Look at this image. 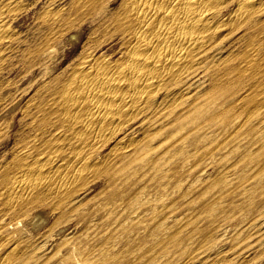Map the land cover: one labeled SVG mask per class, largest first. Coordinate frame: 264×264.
I'll return each mask as SVG.
<instances>
[{
  "label": "bare ground",
  "instance_id": "bare-ground-1",
  "mask_svg": "<svg viewBox=\"0 0 264 264\" xmlns=\"http://www.w3.org/2000/svg\"><path fill=\"white\" fill-rule=\"evenodd\" d=\"M20 1L0 0V63L21 42V37L11 28L16 17L10 10L13 7L21 8L22 6L16 7L21 5L18 4ZM114 3H117L116 7L111 8ZM48 8L50 9L37 14L39 31L35 39L33 37V44L21 49V60L23 58L31 65L26 64L27 68L39 61L46 68L57 41L69 35L70 39H79L85 25H90L91 29L78 56L68 64L70 66L66 76L62 79L45 80L36 88L26 106L21 108L32 133L15 148L12 161L0 168V213L4 212L12 217L21 216L30 208L44 203L52 210L63 204L66 210H75L76 200L72 199V195L83 185L102 175L108 180H122L133 176L134 171L140 170L145 175L150 171L162 172L163 168L157 165L158 160L153 162L150 159L151 148H147L148 141L142 138L144 135L139 137L135 134L129 138L122 136L116 141V146L108 148L103 155L101 151L108 140L119 137L124 128L128 129L139 118L142 117L140 124L155 122L160 114L151 113L152 104L165 97L176 104L175 108L183 105L174 114L173 121L178 122L177 126L167 136L172 137L168 144L173 149L169 158L184 154L187 138L183 137L184 134L177 136L178 128H188V135L191 136L201 135L200 131L202 135L207 134L210 129H197L195 126L198 117L209 116L207 113L213 103L208 97L201 104L198 102L197 91L191 89L192 79L200 69L212 68L215 72L219 71L216 69L218 65L211 60L215 49L227 35L222 34L226 27L241 33L244 46L238 56V65H226L224 78L214 83L211 93H232L233 84L227 76L240 77L246 73L250 76V86L253 88L245 99V107L249 108V112L242 121L238 118L231 119L232 127L233 124L236 126L227 137H238L241 135L240 128L244 126L252 128L250 126L254 123V117L264 108V0H72L67 6ZM109 44H112L109 46L110 51H102ZM6 85L0 86V111L6 106L7 97L11 99V103L18 104L16 96L4 95ZM166 109L167 105L162 113ZM169 112L174 113L173 109ZM223 112L226 114V111ZM2 114L0 113V117H3ZM6 132V127L0 122V141L5 138ZM157 133L158 130L155 129L145 137H153ZM253 135L261 150L251 156H244L248 162L252 161L250 159L259 160L264 157V135L257 133V130ZM212 142L214 141H209ZM165 143L168 142L159 144V147H164ZM203 147L207 151L211 150L208 145ZM221 149L222 146L218 143L213 146L212 151ZM257 165L249 166V171L255 170ZM252 178L253 185L264 183V160L259 165L257 175ZM252 178L241 181L237 177L238 184L233 192H248L251 187L249 179ZM219 183L223 185V192V187L227 185L226 178L220 179ZM220 194L222 195L219 192L218 195ZM214 195L212 200H217L218 196ZM136 198L134 199L137 200ZM248 206L250 208L251 204L248 203ZM258 208L257 214L240 226L237 240L233 248L230 247L229 255L240 264H264V219L259 217L262 211ZM40 212L33 217L41 219L44 211ZM3 217L4 214L0 223ZM3 222L0 224V250L10 243L7 232L10 226L6 227ZM191 223L186 219L179 227L181 229ZM11 226L15 228L16 222L11 223ZM181 230L170 234L171 242H175L176 235ZM19 252L17 244L12 247L8 245L3 252L0 251V264L10 262L14 257L13 262H18ZM225 254L229 257L226 261L232 259L228 253ZM76 262L83 264L79 259Z\"/></svg>",
  "mask_w": 264,
  "mask_h": 264
},
{
  "label": "rangeland",
  "instance_id": "rangeland-1",
  "mask_svg": "<svg viewBox=\"0 0 264 264\" xmlns=\"http://www.w3.org/2000/svg\"><path fill=\"white\" fill-rule=\"evenodd\" d=\"M53 1L54 3H50L52 0H21L18 2L21 5L16 6H22L21 8L10 9L16 17L12 21L11 28L14 29L15 34L19 35V38L21 37V42L15 45L16 48L11 55L6 57L4 62L2 61L3 63H0L2 67L0 86L9 84L5 86L4 95L16 96L18 104L11 103V99L7 97V104L0 111L1 114L3 112L0 122L7 131L4 140L0 141V168L12 161L15 148L32 133L30 126L26 124L27 119L22 115L21 108L26 106L29 98L35 94L36 88L45 80L62 79L66 76L70 66L68 64L78 56L81 45L91 29L90 25L83 26L80 38H71L74 40L73 44H70L72 41L70 35L57 41L53 56L47 63V69L40 61L27 68L31 65L23 58L21 60L20 55L23 54V49L34 42L35 35L39 31L38 15L40 12L49 10L50 6L57 9L72 2V0ZM28 3H32V5ZM116 5L117 3H114L111 8H115ZM222 32L227 35L215 49V55L211 60L218 65L216 69L219 71L215 72L212 68L200 69L192 79L191 86V89L194 88L197 91L199 103L203 102L206 97L213 103L207 113L209 116L198 117L195 122L197 129L207 130L206 128L210 127L209 133L202 135V131H200L201 135L191 136L188 135V128L185 127L181 130L178 128L177 136L180 137L184 134L183 137L187 138L186 152L169 158L171 155L169 153L173 149L168 144L172 141V137L167 136L175 129V125L177 126L178 122L173 121L174 114L179 112L183 105L175 108L176 104H173L167 97L154 102L151 113L160 114L156 121L140 124L142 117L139 118L128 129L124 128V132L119 137L108 140L101 155L108 148L116 146V141L122 136L129 138L135 134L139 137L144 135L142 138L148 141L147 148H151L150 159L153 162L158 160L157 165L163 168L162 172L150 171L145 175L139 170L134 171L133 176L122 180H108L102 175L89 181L72 195V199L76 200V209L71 211L66 210L64 204L52 210L49 205L44 203L30 208L26 214L21 216L12 217V215L1 212L0 218L4 214L3 224L6 227L10 226L7 228L8 236H10L8 245L12 247L17 244L20 247L18 262H13L14 257L10 262L3 264H79L76 262L77 259L81 260L83 264H240L236 258L229 255L230 247L233 248V244L237 240L236 235L240 231V226L257 214L256 208L258 207L262 211L259 217L264 219V183L253 185L252 178L257 175L259 165L264 157L259 160L250 159L252 161L249 162L244 157L256 154L261 150L253 134L257 130V133L264 135V108L254 117V123L250 126L255 128L254 130L244 126L240 128L241 135L238 137H227L236 126L233 124L232 127L231 119L238 118L239 121H242L249 112V108L245 107V99L248 94L252 93L253 88L250 86L251 81L248 73L240 77L227 76L231 78L233 92L230 94L216 92L212 95L211 88L218 79L224 78L226 65H238V56L244 46V41L240 37L241 33L237 30L231 31L230 27H226ZM110 45L112 44L106 46L102 51L109 52ZM23 46L25 47L23 48ZM16 60L22 61L24 64L16 62ZM14 61L17 64H14ZM9 71L10 73H8ZM166 105L167 109L162 113V109ZM7 107L10 109H6ZM171 109L174 113L169 112ZM223 111H226V114ZM135 126L136 128H134ZM155 129L158 130L156 136L153 134L151 135L153 137H145ZM166 141L168 143H165L164 147H159V144ZM209 141L215 143H209ZM218 143L221 144L222 149L213 152V146ZM207 145L211 150L204 149L203 146ZM255 164H258L257 168L249 171L248 167ZM223 177L226 178L227 185L221 192L223 185L219 183V180ZM237 177L241 181L252 178L249 179L251 187L248 192H233L234 187L238 184ZM219 192L222 195H218ZM212 195L218 196V199L212 200ZM135 197L138 199L135 200ZM248 203L251 204L250 208ZM153 209L155 210L153 211ZM42 210L45 215L43 214L41 219L37 220L36 217H33L34 214L41 213ZM186 219L192 223L187 227H181V230L179 226ZM19 221L20 223H17ZM13 222H16L15 228L11 226ZM31 222L32 224H30ZM175 230L181 231L176 235L175 242H171L170 234ZM8 245L2 246L0 251L3 252ZM74 250L76 251L74 252ZM225 253H228L232 259L226 261L229 257ZM189 255H193L194 258Z\"/></svg>",
  "mask_w": 264,
  "mask_h": 264
}]
</instances>
